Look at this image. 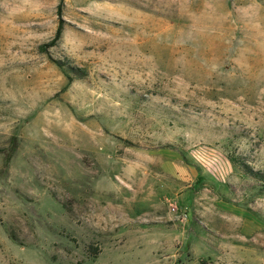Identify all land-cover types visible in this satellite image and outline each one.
Masks as SVG:
<instances>
[{
  "label": "rangeland",
  "instance_id": "374dc122",
  "mask_svg": "<svg viewBox=\"0 0 264 264\" xmlns=\"http://www.w3.org/2000/svg\"><path fill=\"white\" fill-rule=\"evenodd\" d=\"M231 156L264 170V0H0V264H264Z\"/></svg>",
  "mask_w": 264,
  "mask_h": 264
},
{
  "label": "trees",
  "instance_id": "16d2710c",
  "mask_svg": "<svg viewBox=\"0 0 264 264\" xmlns=\"http://www.w3.org/2000/svg\"><path fill=\"white\" fill-rule=\"evenodd\" d=\"M63 22L59 25L57 33L55 35V37L48 43L50 46H53L57 40L60 38L61 33L63 31ZM230 160L232 161V163L234 164H238L240 166V168L247 173L248 175H252L256 178H259L261 180L264 181V170H254L249 164H247L245 161L243 160H239L238 158H235L233 156L230 157ZM97 254V253H96Z\"/></svg>",
  "mask_w": 264,
  "mask_h": 264
},
{
  "label": "built area",
  "instance_id": "2783aa9c",
  "mask_svg": "<svg viewBox=\"0 0 264 264\" xmlns=\"http://www.w3.org/2000/svg\"><path fill=\"white\" fill-rule=\"evenodd\" d=\"M173 210L174 211H178L176 206L173 207ZM179 217H180L181 220H186L188 218V214H186V213H179Z\"/></svg>",
  "mask_w": 264,
  "mask_h": 264
}]
</instances>
